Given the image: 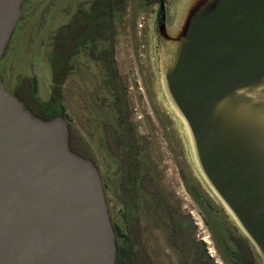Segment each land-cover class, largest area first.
<instances>
[{"label":"water","instance_id":"water-1","mask_svg":"<svg viewBox=\"0 0 264 264\" xmlns=\"http://www.w3.org/2000/svg\"><path fill=\"white\" fill-rule=\"evenodd\" d=\"M26 2L0 0V61ZM155 6L158 81L187 162L264 264V0ZM117 251L102 175L71 149L69 122L34 116L0 68V264H116Z\"/></svg>","mask_w":264,"mask_h":264},{"label":"rangeland","instance_id":"rangeland-1","mask_svg":"<svg viewBox=\"0 0 264 264\" xmlns=\"http://www.w3.org/2000/svg\"><path fill=\"white\" fill-rule=\"evenodd\" d=\"M92 1L30 0L29 6L24 7L25 17L15 30L6 54L0 61L6 76L5 85L12 94L15 90L26 93L25 87L29 86L28 89H31L35 84L37 98L43 102L51 100L53 92L51 58L54 37L59 28L67 24L78 9H88ZM166 1L171 5L172 0ZM155 7L154 3L149 5V0L148 2L128 0L126 10L115 17L118 69L128 87L131 107L136 109L135 119L140 130L153 137L162 160L168 162L163 164L168 165L170 169L165 177L164 187L166 183L167 193L175 191L174 198L169 201L175 203L176 198L179 199L181 211L189 215L194 222L195 241L204 244L207 256L214 261V264H232L233 252L236 250L233 240L236 234L223 213L219 211L220 203L213 196L215 202L212 200L214 204L212 203L211 208L209 201L206 203L205 200L196 199L195 196L193 198L187 193L179 171L176 170L175 161L173 163V160H177L176 155L174 159L168 154V152L173 154L168 147L177 144L178 157L181 156L184 163L186 162V167L190 169L189 174L192 175L191 182L195 191L204 193L205 185L196 168L194 167L192 172L187 162L183 149V145L186 147L184 131L159 95L157 39L154 33ZM73 63L75 74L69 77L63 90V95L66 97L64 105L74 132L78 131L91 148L93 141L91 126L94 119H92L93 115L88 116L87 110L83 117L80 115L78 84L81 77L85 83L87 81L92 84V76L86 71L91 69L95 72L100 66L95 61H91L87 53L77 57ZM99 76H102L101 72ZM22 85L25 86L24 89H21ZM98 95L103 98L106 93L99 91ZM90 108L92 110V107ZM57 111H60V106ZM169 134L173 137L172 141ZM179 168L180 164H178ZM105 171L107 172L106 167ZM110 177L113 176L105 174V178L113 182L114 178ZM198 178L202 184L198 182ZM108 185L106 192L112 220L122 231H126V207L119 200V191L116 192L112 184ZM142 219L144 229L142 240L154 264H184L185 261L187 263L182 254L170 247L169 224L166 225L161 218L160 220L154 218L153 221L144 220V217ZM199 261L200 264H211L206 255L199 258Z\"/></svg>","mask_w":264,"mask_h":264},{"label":"flooded vegetation","instance_id":"flooded-vegetation-1","mask_svg":"<svg viewBox=\"0 0 264 264\" xmlns=\"http://www.w3.org/2000/svg\"><path fill=\"white\" fill-rule=\"evenodd\" d=\"M95 2L96 0H93L88 9H78L69 22L59 28L57 33L60 30H65L61 36H66L70 31L66 32V30L71 26L75 16L79 12H91ZM29 4L30 0H27L25 6L28 7ZM101 26H103L102 37L97 40L96 46L89 43L70 58L73 70L67 73L66 78L59 87L57 100L58 106H60L59 112H61L59 117H64L69 122L70 141L72 136L71 148L74 152L90 159L95 164L102 175L105 190L109 188L108 184H112V188L116 189V192L119 191L120 202L124 206L126 205V231L116 234L117 244L126 241V244L140 255L142 259L140 264H154L142 240L144 229L141 221L143 220L142 217L147 221H153L154 218L160 220L161 218V221L165 222L166 225L169 224L170 247L183 255V258L187 260V263L185 261L184 264H200L199 258L207 254L206 247L202 242L195 241L194 222L189 215L181 211L179 199L176 198L175 203L169 201V199L174 198L175 191L170 193L165 191V187H167L166 183L164 187L165 177L170 169L167 167L168 165L163 164H168V162L162 160L160 150L154 144L153 137L149 133L142 132L135 119L136 109L131 107L129 90L119 72L116 60L115 20L113 19L110 25L103 23ZM107 26L109 27L106 28ZM105 47L108 48L107 50L110 51L111 55L101 53ZM85 53L88 54L91 61H95L100 66V68L95 69V72H92L91 69L86 71L92 76V84L86 81L89 85L87 86L83 77L80 78L78 84L80 115L83 117L87 110L88 116L93 115L92 119H94L91 126L93 131L91 148L78 131L74 132L67 118L64 105L66 97L63 95L67 80L75 74L73 61ZM110 57L111 60L108 65L106 60ZM0 68L5 82L6 76L2 65H0ZM100 72L101 77L99 76ZM24 87L22 85V88H20L24 89ZM32 87L31 89H28L29 86L25 87L27 96L19 90H15L14 95L24 102L26 108L34 116L44 115L40 113V108L35 104L34 97H37L35 84ZM99 91H104L106 96L99 97ZM90 107H92V110ZM169 137L172 141L171 134H169ZM168 148L173 153L168 152L172 158L175 159L176 155L177 160H173V163L175 161L176 170L179 171L180 179L185 185V191L194 198L195 188L193 182H191L193 179L192 175L189 174L190 169L186 167L184 159L181 156L178 157L177 144H172ZM177 163L180 164L179 169ZM105 174L113 176L110 178H114L113 182L115 181V183L111 182L109 178H105ZM172 184L174 183L172 182ZM153 216L155 217L153 218ZM212 264H214V261H212Z\"/></svg>","mask_w":264,"mask_h":264},{"label":"trees","instance_id":"trees-1","mask_svg":"<svg viewBox=\"0 0 264 264\" xmlns=\"http://www.w3.org/2000/svg\"><path fill=\"white\" fill-rule=\"evenodd\" d=\"M158 0H150L149 5L157 2ZM128 0H96L92 6V10L89 13L79 12L71 26L66 30H70L66 36H61L65 30H60L54 41L53 50L51 58V69H52V97L48 102L40 101L37 97L35 99V104L38 106L40 113L44 115H39L44 120H50L61 115L58 109V97H59V87L63 80L66 78L67 73H69L72 68L71 57L80 52L81 48L88 45L96 46L97 40L102 37L103 26L101 24L107 23L111 24L115 17L123 13L126 10ZM107 26L106 28H108ZM105 47V51L102 50V54L111 55L110 51ZM111 57L106 60L109 65ZM26 95V93H23ZM27 96V95H26ZM72 144V136L70 141V146ZM72 149V148H71ZM199 190V189H198ZM107 196V194H106ZM194 196L196 199L201 198L205 202L209 201V205L213 206L212 201L208 196L202 191H195ZM108 201V198H107ZM206 202V203H207ZM109 205V201H108ZM126 207V205H125ZM216 208V207H215ZM115 232L118 235L122 230L113 222ZM236 244V250L233 252V262L232 264H255V258L250 247L247 245L246 241L236 235L233 240ZM117 263L116 264H140L141 257L138 253L133 251L126 241L117 244ZM206 254V253H205ZM208 261L212 264V260L207 256ZM201 260V259H200ZM202 261V260H201ZM209 264V263H208Z\"/></svg>","mask_w":264,"mask_h":264},{"label":"bare ground","instance_id":"bare-ground-1","mask_svg":"<svg viewBox=\"0 0 264 264\" xmlns=\"http://www.w3.org/2000/svg\"><path fill=\"white\" fill-rule=\"evenodd\" d=\"M158 85H159V95L161 96L162 100L165 101V99H164V97H163V94H162V90H161V88H160V83H158ZM164 101H163V102H164ZM165 104H166V102H165ZM166 106H167V108L169 109V112L173 114V111L171 110V108H170L167 104H166ZM177 122H178V124L181 126V128H183V130H184L185 128L181 125L180 120H178ZM184 147H185V146H184ZM185 149H186V147H185Z\"/></svg>","mask_w":264,"mask_h":264}]
</instances>
